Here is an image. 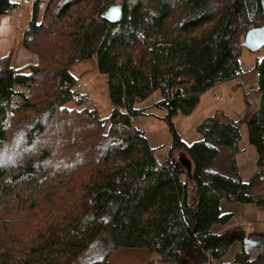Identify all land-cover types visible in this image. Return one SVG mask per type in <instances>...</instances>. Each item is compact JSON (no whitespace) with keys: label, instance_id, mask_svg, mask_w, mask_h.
Instances as JSON below:
<instances>
[{"label":"trees","instance_id":"trees-1","mask_svg":"<svg viewBox=\"0 0 264 264\" xmlns=\"http://www.w3.org/2000/svg\"><path fill=\"white\" fill-rule=\"evenodd\" d=\"M115 2L34 0L23 46L39 62L14 68L1 58L0 264H73L97 240L110 249L91 264H108L120 248L147 249L165 264H211L236 242L233 264H264V233L212 232L233 216L221 213L222 200L264 206L256 190L264 184V54L253 67L258 104L244 119L209 116L191 145L174 124L206 91L242 77L244 36L264 25V0H122L113 23L105 10ZM19 7L0 0V18ZM93 58L107 79V119L86 106L70 72ZM156 91L173 137L162 163L133 125L143 115L136 105ZM57 116L74 126L59 135L62 147L73 144L52 166L56 145L42 140L58 134L45 133ZM243 124L257 152L249 182L236 162Z\"/></svg>","mask_w":264,"mask_h":264},{"label":"rangeland","instance_id":"rangeland-1","mask_svg":"<svg viewBox=\"0 0 264 264\" xmlns=\"http://www.w3.org/2000/svg\"><path fill=\"white\" fill-rule=\"evenodd\" d=\"M20 7L14 10L10 15H4L0 18V64L1 58L8 56L9 63L14 68H21L27 65H36L39 62L38 57L28 51L23 46L24 30L28 26L32 18V5L34 0H14ZM122 0H116L115 3H120ZM39 19H43L45 13V5L43 4L40 9ZM53 31V30H52ZM264 54V50L252 53L247 49L243 50L242 54V66L245 75H242L239 79H234L216 87H212L206 91L200 98V102L193 111L192 114L184 116L179 114L174 119V124L181 139L188 145H191L201 140V136L197 132V125L200 124L205 118L214 114H224L228 118L233 120H241L252 112L259 100V95L256 92L257 86V74L253 67L255 62L259 60ZM70 72L79 81L81 86L79 91L87 94L89 100L86 104L89 108H96L100 117L107 119L112 111V104L109 99L107 79L101 75L97 68L96 58L79 62L71 65ZM46 84V83H44ZM35 92L39 93L40 90L36 89ZM40 94V93H39ZM220 97V98H218ZM161 99L159 91L154 92L147 100L141 102L140 109L147 114L146 116H139L133 118V125L142 129L145 132V136L148 139L150 145L155 149V156L159 163L164 162L168 156L173 143V137L169 130L168 125L163 120V111H160L155 107L156 101ZM156 102V103H155ZM249 103V105H248ZM75 108L74 104H70L68 109ZM156 115H152V114ZM60 115V114H59ZM164 115V116H163ZM69 118H63L58 116L51 120L46 135L51 132L52 129H58V134H49L46 139L42 140L44 144L51 142L56 145L55 161L52 166L58 163V159H63V150L72 148V142L66 141V147H62V143L59 135L66 133L67 129H71L73 123L68 122ZM61 121V123H60ZM73 122V121H72ZM241 139L238 144L239 151L236 154V162L240 177L243 181L249 182L251 175L256 170V158L257 152L255 148L249 143L247 128L243 124L240 129ZM51 135V136H50ZM58 135V136H57ZM46 141V142H44ZM180 152H174L173 156L180 157ZM257 192L264 195V184L257 187ZM222 210L230 209L234 212V222H239L245 219L250 211L249 209H255L254 212H261L264 214V206H256L254 204H242V203H230L226 200H222ZM227 207V208H226ZM112 211V210H111ZM111 211L108 212L110 216ZM262 219V217H259ZM90 217L82 223V227L88 223ZM232 220V219H231ZM244 224V223H242ZM241 224V227H243ZM248 223L244 224L247 227ZM251 225V224H250ZM252 226V225H251ZM255 233L259 234L264 230V223L257 221L255 223ZM247 234L253 233L250 230H246ZM110 249L108 242L97 240L95 245L85 251L79 258L75 260L73 264H91L95 260L102 258L105 252ZM241 249L238 242L234 243L227 251L224 259L228 260L233 258L235 254ZM125 251L130 249H119L112 257L116 260L115 263L119 264L118 259L123 257Z\"/></svg>","mask_w":264,"mask_h":264},{"label":"crops","instance_id":"crops-1","mask_svg":"<svg viewBox=\"0 0 264 264\" xmlns=\"http://www.w3.org/2000/svg\"><path fill=\"white\" fill-rule=\"evenodd\" d=\"M242 75H245V72H244V69H243V74ZM240 78V77H239ZM239 78H237V79H239ZM216 86H218V85H216ZM216 86H214V87H216ZM257 87V86H256ZM160 100V99H159ZM159 100H157L156 102H158ZM155 102V103H156ZM140 104V103H139ZM137 105V108H141L140 106L141 105ZM140 110V109H139ZM160 110V109H159ZM160 111H162V110H160ZM164 112V115H165V111H163ZM143 113V115H140V116H146L147 114H145V112H142ZM152 114V113H151ZM152 115H156V114H152ZM163 115V116H164ZM139 117V116H138ZM135 118V117H134ZM233 120V119H232ZM236 121V120H235ZM199 125V124H198ZM197 125V126H198ZM135 127V126H134ZM137 128V127H136ZM137 129H139V130H141L142 132H144L142 129H140V128H137ZM144 134H145V132H144ZM202 139V138H201ZM148 140V139H147ZM149 142V141H148ZM149 145H150V143H149ZM150 147L152 148V149H154L151 145H150ZM154 151H155V149H154ZM256 162H257V158H256ZM256 164V163H255ZM257 171V166H256V170L253 172V174L251 175V177L255 174V172ZM227 208V207H226ZM220 211H221V213L222 214H228V213H230V214H232L233 216H234V212L232 211V210H230V209H227V210H225V208H224V210H222V203L220 202ZM249 213L247 214V215H245V219L244 220H242V221H239V222H236V223H233L234 222V217L232 218V220L229 222V224H227V225H225V226H223V225H214L213 227H212V232L213 233H215V234H221V233H223V232H225L226 230H228L229 228H231V227H235V226H241V224L242 223H250L251 225H252V227H253V233H255V228H254V226H255V223L257 222V221H262L263 223H264V214H261V212H254L255 211V209H253V208H251V209H249ZM259 217H262V219L261 218H259ZM259 233H264V230H262L261 232H259ZM239 244H240V246H241V249L235 254V256L233 257V258H230V259H228V260H225L224 259V257L225 256H223L221 259H219V260H215V259H211L210 260V263L211 264H233V261H234V259H235V257H236V255L242 250V243L241 242H238ZM120 249H130V251H125L124 252V254H123V257H120L119 259H118V262H119V264H148V263H150V262H152V261H154L156 264H165V263H161L160 261H159V257H158V255H156V254H154V253H151L149 250H147V249H136V248H120ZM119 250V249H118ZM118 250H116L115 252H113L111 255H110V257H109V259H108V264H112V263H115L116 262V260H113L112 259V257L114 256V254H116L117 253V251Z\"/></svg>","mask_w":264,"mask_h":264},{"label":"water","instance_id":"water-1","mask_svg":"<svg viewBox=\"0 0 264 264\" xmlns=\"http://www.w3.org/2000/svg\"><path fill=\"white\" fill-rule=\"evenodd\" d=\"M123 17V5L120 3L113 4L107 7L105 11V18L109 22H119ZM243 46L248 51L255 53L264 49V25L250 29L243 41ZM188 170L190 171L191 165Z\"/></svg>","mask_w":264,"mask_h":264},{"label":"built area","instance_id":"built-area-1","mask_svg":"<svg viewBox=\"0 0 264 264\" xmlns=\"http://www.w3.org/2000/svg\"><path fill=\"white\" fill-rule=\"evenodd\" d=\"M81 84H78V87H80ZM220 98V97H218ZM245 224V223H244ZM244 224H242V226L244 227ZM246 230H250L251 232L253 231V227L250 225V223L247 224V227H244Z\"/></svg>","mask_w":264,"mask_h":264},{"label":"bare ground","instance_id":"bare-ground-1","mask_svg":"<svg viewBox=\"0 0 264 264\" xmlns=\"http://www.w3.org/2000/svg\"><path fill=\"white\" fill-rule=\"evenodd\" d=\"M106 9H107V8H106ZM105 11H106V10H105ZM251 29H252V28H251ZM249 30H250V29H249ZM249 30H248V31H249ZM245 35H246V34H245ZM244 37H245V36H244ZM243 41H244V40H243Z\"/></svg>","mask_w":264,"mask_h":264}]
</instances>
